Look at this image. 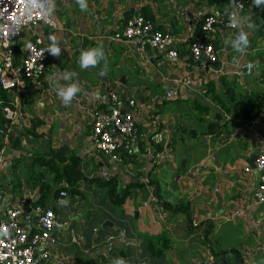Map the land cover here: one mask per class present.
I'll use <instances>...</instances> for the list:
<instances>
[{"label": "crops", "instance_id": "0c3cea01", "mask_svg": "<svg viewBox=\"0 0 264 264\" xmlns=\"http://www.w3.org/2000/svg\"><path fill=\"white\" fill-rule=\"evenodd\" d=\"M201 1L88 0L89 10L81 12L75 0H55L52 18L57 27L39 25L18 37L17 62L28 42L40 38L47 48L52 34L61 42V54L49 53L45 76L27 81L20 97L15 99L0 88V124L13 132L0 168V216L9 209L24 210L26 202L30 212L42 196L44 182L55 190L68 187L65 182L55 183L45 166L53 151L65 148L77 156L79 171L87 180L76 193L62 197L57 192L46 199V208L55 211L62 225L53 234L50 264H112L118 257L127 264H264V205L255 199L260 183L255 161L264 152V146L257 144L264 133V37L245 26L250 46L241 55L225 43L239 29L219 30L214 43L222 73L206 80L204 72L190 62L186 41L197 27L187 16L226 14L232 0H217L214 6ZM137 14L149 16L161 31L178 39L176 63L153 50L140 55L134 44L114 40ZM255 15L252 2L241 14ZM97 46L103 47L108 59L104 77L98 75L99 67L85 71L78 64L81 50ZM249 63L255 64L251 74ZM65 71L77 73L73 82L80 87L69 106L56 95V86L68 83L60 79ZM187 72L195 81L189 88L181 83ZM177 87L176 99L160 103L170 88ZM111 90L119 94L121 109L134 113L143 139L134 156L124 155L118 163L97 152L91 141V110L110 109ZM213 90L224 101L234 99L232 112L218 105L214 116L211 111L193 114L192 110L199 112V105L215 104L209 92ZM132 98L138 103L134 111L127 104ZM239 102L250 105L235 111ZM260 102L262 109L256 113L252 107ZM166 104L176 109L163 113ZM8 108L17 112L11 121L6 119ZM218 113L222 120L217 119ZM184 115L211 116L205 124L192 121L186 138ZM211 123L225 125L221 135L210 133ZM156 132L166 139L156 146L159 164L147 172L143 154L155 145L151 136ZM111 180L118 181L121 189L130 188L122 206L113 203L108 188L99 186ZM61 199L69 200L68 206L58 205ZM181 206L184 210L179 211ZM236 210H242L243 216L232 218Z\"/></svg>", "mask_w": 264, "mask_h": 264}, {"label": "built area", "instance_id": "2783aa9c", "mask_svg": "<svg viewBox=\"0 0 264 264\" xmlns=\"http://www.w3.org/2000/svg\"><path fill=\"white\" fill-rule=\"evenodd\" d=\"M252 0H236L237 4L249 5ZM25 0H0V88L8 93H13L15 99L20 97L25 89L27 81H32L45 76L49 52H45L46 46L40 38L30 41L32 47H25L24 56L17 62L15 44L18 37L25 31H33L39 25L56 28L57 24L52 18L42 15L25 14ZM234 9H231L228 13ZM228 13L218 15L200 14L196 18L187 16L189 23L198 28V19L204 20L200 32H191L188 39L190 62L197 66L206 80L209 77L222 73L218 68L220 63V51L215 46L214 40L219 30L234 33L239 28L229 25ZM197 30V29H196ZM114 40L134 44L140 55L148 50H153L163 55L168 61L176 63L179 58L177 49L178 39L170 32H163L153 19L142 14H137L128 19L126 25L114 35ZM196 68V69H197ZM181 83L185 87H192L194 80L190 72ZM180 94L179 88H170L161 99L160 103L176 99ZM109 97L111 107L108 110L94 108L91 110V141L95 150L111 162L118 163L123 156H134L143 141L140 135L138 121L131 111L122 110L120 107L119 94L113 90ZM128 107L133 111L137 108V101L132 98L128 100ZM6 119H15L17 112L8 108ZM13 132L10 127L0 124V168L5 159L6 145ZM154 146H148L143 154L146 162L145 170L155 168L159 161L157 159V145L165 143V134L156 132L151 136ZM264 146V133L259 134L258 143ZM264 156L262 152L256 161ZM255 161V171L260 175V183L255 193L258 204L264 205V169L259 168ZM246 168V172H250ZM64 197H67V192ZM243 216L242 210L232 213V218ZM0 224L7 226L10 235L0 238V264H50L53 261L51 249L55 246L54 232L62 225L58 216L51 208L35 206L30 212L22 208L9 209L0 216ZM196 226V225H195ZM223 264H231L229 261Z\"/></svg>", "mask_w": 264, "mask_h": 264}, {"label": "clouds", "instance_id": "9594fccd", "mask_svg": "<svg viewBox=\"0 0 264 264\" xmlns=\"http://www.w3.org/2000/svg\"><path fill=\"white\" fill-rule=\"evenodd\" d=\"M76 5L79 7L81 12H87L89 10L88 0H75ZM253 6L256 8H262L264 6V0H252ZM234 9L228 13L229 25L233 28H239V31L235 34L234 38L229 37L225 43L229 45L236 53L241 55L246 53V50L250 46L249 32L245 31V26L249 30H254L257 28L255 22L252 21L250 16H241L240 12L243 10V4H237L236 0H232L230 4ZM56 10L55 0H25V9L22 10L21 16L27 14L31 16L32 14L42 15L45 18H50ZM48 40L50 41L48 47L44 50L49 52L54 57H59L61 54V42L55 34L49 35ZM27 48H31V43L26 45ZM103 62V66H101ZM78 64L81 70H88L89 68H97L100 70L98 75L104 77L108 73V59L102 46H97L94 48H89L86 50H81ZM254 63H249L247 65L249 74H251ZM77 73L65 71L60 75V79L68 81L66 84H58L56 86V95L61 100L65 106L71 105L72 101L77 97L80 92V87L78 82H73L74 77ZM259 168L264 169V156L256 161ZM66 193H61L64 197ZM60 206H68L70 203L67 199H61L58 202ZM10 235L7 226L0 224V238H6ZM112 264H127L123 258H113Z\"/></svg>", "mask_w": 264, "mask_h": 264}, {"label": "trees", "instance_id": "16d2710c", "mask_svg": "<svg viewBox=\"0 0 264 264\" xmlns=\"http://www.w3.org/2000/svg\"><path fill=\"white\" fill-rule=\"evenodd\" d=\"M226 2L227 0H223ZM203 2H207L208 5L214 6L216 5L217 0H204ZM202 1L199 3H203ZM248 5H245V10ZM264 8V6H262ZM244 10V11H245ZM254 11L256 12V15L251 17L252 21L255 22L257 25V30L259 33V37H264V9L261 8H256L254 7ZM144 15V14H143ZM147 18H150L147 15H144ZM204 23V20H202L196 30V33L198 34L200 32V29ZM212 92L214 95L212 96V99L217 105H220L224 111L226 112H232L231 105L234 104V99L231 98L230 101H224L218 94H216L213 91ZM260 102L259 105L252 107L256 108L257 112L259 113L262 109V105ZM250 104L248 103H243L239 102L237 103L236 107L234 110H244V108L248 107ZM243 108V109H242ZM199 113L203 114H209L210 111H212L211 107L209 106H203L199 105ZM0 118H2V112H0ZM217 119L222 120L219 113L217 114ZM252 118V117H251ZM7 123V122H6ZM5 125V124H3ZM225 125L219 124V123H211L208 126V130L210 131L211 134L218 133V135H221V133L224 131ZM45 160V159H44ZM79 164H80V159L75 156L74 154L70 153L68 149H59L57 151H53L51 158L45 161V166H47V169L51 172V174L54 176V182L61 184L65 182L68 187H65L63 189H58L55 190L53 189V185L51 183L44 182L41 185V193L42 196L34 203L35 206H42V207H47L46 205V199L49 197V195H55L57 192L62 193V192H72L76 193L77 192V187L81 184V182H87V180L84 178V176L81 174L79 171ZM99 186L101 188H108L109 195L111 197V200L116 206H122L130 196V188H124L121 189L119 187V183L116 180H111L108 183H99ZM166 205V204H165ZM171 210H174V207L168 206ZM184 206L178 207L177 209L180 211L184 210ZM234 253L236 251L233 250ZM238 262V260H237ZM237 264H241L240 262Z\"/></svg>", "mask_w": 264, "mask_h": 264}, {"label": "rangeland", "instance_id": "374dc122", "mask_svg": "<svg viewBox=\"0 0 264 264\" xmlns=\"http://www.w3.org/2000/svg\"><path fill=\"white\" fill-rule=\"evenodd\" d=\"M208 105H209V107H211V109H212V111H211V115L212 116H214L215 115V113H216V111L218 110V105L215 103H213V102H211V103H207ZM213 104V105H212ZM171 104H166L165 105V107H167V106H169L168 108H166L165 110H164V112L163 113H172V111H174L175 109H176V107L175 106H170ZM193 114L195 113V115L196 116H198V115H200V113L196 110V111H194V110H192L191 111ZM210 115V116H211ZM210 116H208V117H206L205 119H202V117L201 118H199V119H197V118H195V117H188V115H184V117H182V119H181V123H186L187 125H188V129L187 130H185L186 131V138H188L189 136H190V134L188 133L189 132V130H191L192 129V127L190 126L191 125V122L193 121V122H199L200 124H205V123H207V122H210ZM180 117V118H181ZM190 124V125H189ZM194 129H197V126L196 127H193ZM181 133H183V132H181ZM188 140L187 139H184V141L183 142H187ZM119 209V208H118Z\"/></svg>", "mask_w": 264, "mask_h": 264}, {"label": "water", "instance_id": "95a60500", "mask_svg": "<svg viewBox=\"0 0 264 264\" xmlns=\"http://www.w3.org/2000/svg\"><path fill=\"white\" fill-rule=\"evenodd\" d=\"M131 12H133V10H131L130 12H128V13L125 15V17H127ZM28 204H29V202H26V203L22 204V207L24 208V210H25L26 212H29V211H27V209H26V207L28 206Z\"/></svg>", "mask_w": 264, "mask_h": 264}]
</instances>
